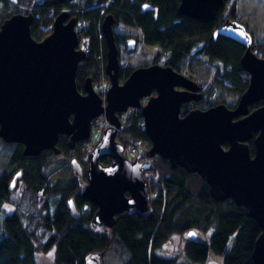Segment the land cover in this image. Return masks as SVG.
<instances>
[{
  "label": "water",
  "instance_id": "obj_1",
  "mask_svg": "<svg viewBox=\"0 0 264 264\" xmlns=\"http://www.w3.org/2000/svg\"><path fill=\"white\" fill-rule=\"evenodd\" d=\"M228 0H180L178 13L201 22L216 18ZM144 9H151L146 5ZM30 13L14 14L0 26V139L7 144H22L25 156L44 151L60 153V135L69 137V148L90 139L95 118L105 116L109 126L103 131L87 157V183L81 184V196L97 206L92 226L106 232L116 222V215L128 213L147 217L152 211L145 172L151 162L140 157L130 161L125 147L117 141L123 124L119 114L141 108L145 133L152 146L145 156H160L172 168L182 167L197 173L209 186L216 201L231 200L243 207L248 217L261 229L252 259L264 264V58L252 50L254 37L247 26L226 21L216 32L242 43L246 51L241 64L249 74V85L234 107L220 103L208 109L182 112V105L202 99L200 86L170 66L153 63L135 67L125 80L120 79V51L116 42L112 14L105 16L102 32L107 45L106 72L111 82L106 104L95 92L93 81H84V91L77 87L76 74L86 52L78 48L77 19L61 11L52 31L44 39L33 38ZM131 50L135 40L128 41ZM148 98L142 106V99ZM253 152L248 144L253 136ZM227 145V146H226ZM102 158L111 162L103 164ZM71 167L83 174L74 157ZM22 176L12 177L9 189ZM73 218L80 210L73 198L67 200ZM186 235L197 239L198 232ZM104 252H92L84 264H104ZM206 264H221L209 259Z\"/></svg>",
  "mask_w": 264,
  "mask_h": 264
},
{
  "label": "trees",
  "instance_id": "obj_2",
  "mask_svg": "<svg viewBox=\"0 0 264 264\" xmlns=\"http://www.w3.org/2000/svg\"><path fill=\"white\" fill-rule=\"evenodd\" d=\"M179 4L180 0H83L82 5L78 0H0V26L14 14L31 13L34 16L32 36L40 41L50 34L54 19L61 11L66 10L70 17H76L81 26L79 38L89 43L88 54L76 74L80 90L87 78L94 83L98 79L100 56L106 69L107 45L102 23L106 15L112 14L116 23L140 29L143 43L159 48L156 63L160 54H165L163 65L179 73L195 57H203L211 66V81L202 85V106H183L186 113L194 108L208 109L218 104L210 101L218 89L240 98L249 85V74L241 64L246 48L226 35L215 36L226 21L241 22L237 3L229 5L226 11L225 6L221 8L216 18L209 22L179 15ZM146 5L151 9H144ZM115 37L116 42H120L116 32ZM252 50L264 58V39L254 37ZM133 69L121 67L120 79L125 80ZM222 103L229 106L226 100ZM263 104L264 100H261L250 109ZM135 116L140 117L141 112ZM135 116L131 114L124 122L118 138L125 147L150 142ZM254 137L255 134L248 141L252 152ZM68 142L67 136H59L60 153H70ZM85 143L78 142L73 152L82 164L84 175L57 181H51L46 175L52 157L56 155L54 152L25 156L22 144H11L9 161L0 166V213H4L6 204H12L9 183L19 170H22L21 181L27 198L16 204L18 208L3 219L0 264H36L37 253L52 249L54 264H84L86 256L92 252H104L103 259L106 255L118 256V264H186L176 258L161 256L157 250L172 235L184 234L189 229L208 235L206 239L199 236L195 240L186 239L184 254L190 263L205 264L214 257L221 264H256L252 254L261 233L257 222L235 202L214 200L208 184L197 173H188L179 166L172 168L169 161L160 156L152 159L151 170L145 173L152 205L150 214L142 218L124 212L116 215L111 229L106 232L96 230L91 220L97 206L81 196V181L87 179V161L83 156L91 150H82ZM101 161L104 164L111 162L107 158ZM70 198L81 212L78 219L72 217L67 206Z\"/></svg>",
  "mask_w": 264,
  "mask_h": 264
},
{
  "label": "rangeland",
  "instance_id": "obj_3",
  "mask_svg": "<svg viewBox=\"0 0 264 264\" xmlns=\"http://www.w3.org/2000/svg\"><path fill=\"white\" fill-rule=\"evenodd\" d=\"M236 2L238 7V16L240 21L247 24L251 30L254 37L258 40L264 39V0H228L225 5V11L228 9L229 5ZM80 5L83 4V0H78ZM78 26V24H77ZM114 31L120 36L119 42V51H120V60L122 67H132L135 68L141 65H150L156 63V55L160 52L158 47L148 46L142 41V34L140 29L134 26H128L123 23H116L114 25ZM135 40L136 47L134 50H131L128 46V41ZM79 47V44H78ZM160 58L157 63L162 64L165 61L166 55L160 54ZM189 73L190 79L194 80L201 85V81L209 83L211 81V72L212 68L208 62L203 57H195L189 60L188 66L185 69ZM106 75V73H104ZM100 76L96 81H99ZM239 96L237 94L226 92L221 89H218L214 96L210 98L213 102L222 103L226 100L229 103V106L234 107L238 102ZM142 106L146 104V101H141ZM193 104V103H191ZM217 105V104H216ZM140 109V108H139ZM141 111V110H139ZM134 114L133 116H135ZM106 119L108 125L109 122L105 116H102ZM136 117V116H135ZM137 118V117H136ZM96 119V118H95ZM97 119H100L97 118ZM99 121V120H98ZM95 122V121H94ZM101 122V121H99ZM123 124V123H122ZM107 125V126H108ZM94 126V123H93ZM123 130V129H122ZM121 130V131H122ZM120 131V134H121ZM118 135L117 139L119 138ZM100 138V134H92V141L97 142ZM0 139V166L6 165L9 161V155L12 151L11 144H4ZM74 150H70L69 154H56L52 157V163L46 170V175L51 181L57 180H68L74 177V173L71 167V160L74 155ZM86 154L85 158H87ZM12 194V204H6L4 206V213H0V237L2 233V222L6 214L14 212L18 207L16 204H20V201L27 198V191L25 185L21 179L17 180L16 186L11 190ZM52 207V204H51ZM24 209V208H23ZM198 236L201 239H206V235L198 233ZM188 236L184 234H174L163 243V247L159 248L157 252L164 257L176 258L180 262L186 264H201V263H190L184 254V245ZM36 264H54V249L50 250L47 253L39 252L35 255ZM219 261L217 258H211ZM120 259L118 256L111 255L103 259L104 264H118ZM220 262V261H219ZM206 264V263H205Z\"/></svg>",
  "mask_w": 264,
  "mask_h": 264
},
{
  "label": "built area",
  "instance_id": "obj_4",
  "mask_svg": "<svg viewBox=\"0 0 264 264\" xmlns=\"http://www.w3.org/2000/svg\"><path fill=\"white\" fill-rule=\"evenodd\" d=\"M77 29L80 30L81 26L78 24ZM80 48L84 49L88 53L89 43L86 40L80 39ZM99 61L101 62V73H100V80L96 82L94 89L98 93V95L102 98L104 104L106 102V97L108 90L110 89V81L107 78V75H104L106 73L105 71V63L103 61V57H99ZM184 74L189 77V73L184 70ZM202 83V81H201ZM139 108H130L127 112L121 113L119 115L120 120L122 123L126 122L128 120V117L132 114L139 113ZM184 112V111H183ZM138 126L141 128V130H146V122L144 117L141 115L140 117L135 118ZM101 122H99V121ZM95 121V122H94ZM94 126L92 127V133L95 134H101L105 127L108 125L106 119L104 117H100V119H94L93 120ZM150 141V140H149ZM151 146L150 142L145 143H138V144H131L126 151V156L130 160H134L138 156H142L146 150ZM92 147V142L87 141L82 150H88Z\"/></svg>",
  "mask_w": 264,
  "mask_h": 264
},
{
  "label": "flooded vegetation",
  "instance_id": "obj_5",
  "mask_svg": "<svg viewBox=\"0 0 264 264\" xmlns=\"http://www.w3.org/2000/svg\"><path fill=\"white\" fill-rule=\"evenodd\" d=\"M118 45H119V42H118ZM120 63H121V60H120ZM141 66H145V65H141ZM122 67V66H121ZM201 88V87H200ZM80 92L81 93H85V91H84V84H83V87L82 88H80ZM201 93H202V99H201V101L203 100V91H201ZM201 101H199V102H189V103H185V104H183L182 106H202L201 104H200V102ZM191 103H193V104H191ZM184 111V113H186L185 112V110H182V112ZM66 136V135H65ZM68 137V136H67ZM68 141H69V137H68ZM76 148V147H75ZM70 150H72V149H70ZM125 151V153H126V151L127 150H124ZM85 156L86 155H84L83 156V158H85ZM157 157V156H156ZM156 157H154V158H156ZM74 158V157H73ZM77 158V157H76ZM154 158H152V159H154ZM78 159V158H77ZM86 159V158H85ZM107 159H109V160H111L110 158H107ZM152 159H148V158H146V159H143V161H145V162H151L152 163ZM79 160V159H78ZM86 161H87V159H86ZM79 162H80V160H79ZM102 162V161H101ZM103 163V162H102ZM80 164H81V162H80ZM104 164V163H103ZM81 166H82V164H81ZM177 168V167H176ZM82 169H83V167H82ZM73 170V169H72ZM86 171H87V169H86ZM148 172V171H147ZM74 173V172H73ZM83 173H84V170H83ZM84 174H82L81 176H77V175H75L74 174V176H77V177H82ZM86 176H87V173H86ZM21 179V178H20ZM82 183H87V179H86V181L85 182H83V181H81V184ZM80 184V185H81ZM10 190H12V189H10ZM89 202V201H88Z\"/></svg>",
  "mask_w": 264,
  "mask_h": 264
}]
</instances>
